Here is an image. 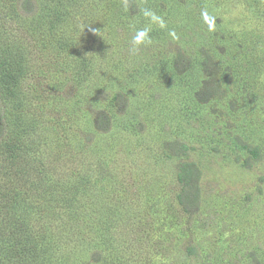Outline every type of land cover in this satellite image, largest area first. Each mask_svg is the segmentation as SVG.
<instances>
[{"label":"rangeland","instance_id":"1","mask_svg":"<svg viewBox=\"0 0 264 264\" xmlns=\"http://www.w3.org/2000/svg\"><path fill=\"white\" fill-rule=\"evenodd\" d=\"M25 6L26 14L36 12V0ZM68 13L66 34L82 46L93 37L101 42L93 56L103 74L96 105L68 102L99 120L95 132L85 129L81 144L89 148L82 145L74 159L90 174L95 202L64 232L68 264H94L101 253L121 264H264V0H79ZM139 19L162 32L163 44L148 34L133 44ZM164 48L191 57L182 79L152 68ZM123 52L133 60L124 61ZM115 89L122 98L111 116L104 107ZM3 109L0 102V139ZM129 112L139 114L138 124ZM183 143L203 170L198 211L183 210L177 197ZM250 146L259 147V158ZM108 206L120 216L114 228ZM188 245L196 257L186 256Z\"/></svg>","mask_w":264,"mask_h":264},{"label":"trees","instance_id":"2","mask_svg":"<svg viewBox=\"0 0 264 264\" xmlns=\"http://www.w3.org/2000/svg\"><path fill=\"white\" fill-rule=\"evenodd\" d=\"M26 1L0 0V102L6 127L0 139V264H68V255H62L60 245L67 237L64 232H72L80 210L86 203L95 202L88 184L90 174L74 159L84 151L82 145L88 146V141L81 144V137L87 140L86 130L95 132L99 121L87 109L80 113V106H68V102L76 97L83 99L86 107L98 103L96 85L103 74L96 69L93 55L98 48L95 43L101 42L93 37L82 46L80 37L64 32L68 8L79 0H36L33 14L25 13ZM139 20V30H146L151 41L163 44L162 32L154 26L145 29L144 20ZM158 52L152 68L170 71L180 79L188 74L182 72L188 69L185 60L189 55L184 54L183 60L182 53L169 56L166 48ZM129 54L123 52L120 56L130 62L133 59ZM195 54L200 56L196 51ZM153 55L152 52L150 56ZM201 57L203 60L204 55ZM113 62L119 64V59ZM131 73L135 78L140 70ZM120 91L115 89L107 98L105 114H117L114 107L122 98ZM49 113L55 115L51 124ZM138 115H131V124L139 123ZM50 131L55 134L50 135ZM188 150L184 143L177 148L183 159L175 172L180 187L177 197L183 210L198 211L203 170L188 159ZM248 150L252 157L259 158L258 146ZM115 212L107 207L108 227L114 228L119 220ZM123 220L130 218L124 216ZM115 249L118 253L117 246ZM197 255L194 245L186 247V256ZM112 257L101 253L92 262L122 263Z\"/></svg>","mask_w":264,"mask_h":264},{"label":"clouds","instance_id":"3","mask_svg":"<svg viewBox=\"0 0 264 264\" xmlns=\"http://www.w3.org/2000/svg\"><path fill=\"white\" fill-rule=\"evenodd\" d=\"M146 15H152L151 13H145ZM153 20H159L158 17H155V16H152ZM162 23V21H161ZM91 31L95 32L96 29H91ZM146 38H147V31L144 30V31H139L137 32V34L133 37V44L134 45H139L143 42L146 41Z\"/></svg>","mask_w":264,"mask_h":264}]
</instances>
